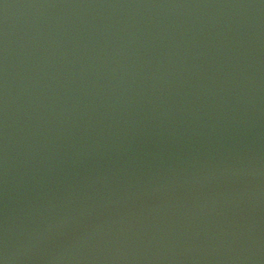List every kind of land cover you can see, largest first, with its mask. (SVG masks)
I'll return each instance as SVG.
<instances>
[{
	"label": "water",
	"instance_id": "obj_1",
	"mask_svg": "<svg viewBox=\"0 0 264 264\" xmlns=\"http://www.w3.org/2000/svg\"><path fill=\"white\" fill-rule=\"evenodd\" d=\"M0 264H264V0H0Z\"/></svg>",
	"mask_w": 264,
	"mask_h": 264
}]
</instances>
